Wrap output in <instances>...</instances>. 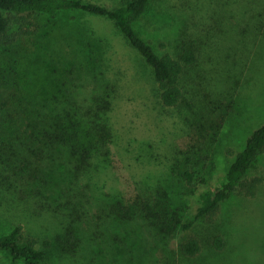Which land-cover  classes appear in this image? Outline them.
Listing matches in <instances>:
<instances>
[{"label":"trees","instance_id":"trees-1","mask_svg":"<svg viewBox=\"0 0 264 264\" xmlns=\"http://www.w3.org/2000/svg\"><path fill=\"white\" fill-rule=\"evenodd\" d=\"M155 2L115 0L108 6L92 0H0V168L9 172L0 179V201L4 212L33 201L50 206L53 213L59 209L54 205L65 207L63 226L45 238L43 248L24 232L22 223L0 221V251L9 264H49L52 247L74 255L80 247L95 252L96 264L114 261L112 249L119 264H148L157 259L154 247L162 252V264H196L194 258L204 255L205 248L194 231L198 224L215 222L235 194L257 195L262 178L250 172L264 153V123L236 152L219 183L210 187L198 145L215 127L207 110L185 114L186 131L192 127L197 141L167 157L165 170L143 180L147 190L132 201L117 189L105 190L112 163L110 143L116 136L110 112L122 88V64L114 72L119 46L141 68L136 77L152 73L163 106L192 110L203 101L205 82L200 77L196 83L189 71L199 62L197 42L182 39L177 50L160 51L137 28ZM240 2L251 8L252 0ZM88 15L107 18L112 32L99 28ZM126 66L130 70L128 60ZM74 72L89 76L99 91L88 109L78 103L70 86ZM190 80L195 85L188 96ZM215 105L219 109L221 102ZM188 196L196 199L194 212ZM91 198L100 206L94 226L83 221ZM210 237L209 247L225 252L224 234ZM85 241L89 247L82 246Z\"/></svg>","mask_w":264,"mask_h":264},{"label":"rangeland","instance_id":"rangeland-1","mask_svg":"<svg viewBox=\"0 0 264 264\" xmlns=\"http://www.w3.org/2000/svg\"><path fill=\"white\" fill-rule=\"evenodd\" d=\"M92 1L108 6L115 4V0ZM242 2L156 0L152 10L137 23L142 35L160 51L177 50L178 42L182 39L197 42L199 62L189 71L197 78L196 83L203 78L205 92L200 93L203 101L192 110L187 106L183 109L159 103L151 71L150 75L141 73L136 77L141 68L135 67L127 59L126 52L129 54V51L124 49L123 54L124 47L119 46L120 62L117 58L114 72L122 64L119 79L122 88L110 112L116 136L110 143L112 163L106 174V191L117 189L126 201H132L136 194L147 190L142 182L165 170L171 155L174 157L197 141L192 138L195 133L192 127L186 131V113L191 115L194 110H200V114H204L207 110L215 126L210 130L211 136L200 139L198 144L202 147L200 157L207 167L210 187L219 183L236 152L245 147L248 137L264 123V0H252L251 8ZM86 17L99 28L112 32L113 24L107 18ZM162 43H165L164 46ZM127 60L131 65L130 70L126 68ZM69 83L78 103L86 109L90 108L99 94L95 82L86 74L74 72L69 76ZM194 83L190 80L186 84L188 96ZM217 100L221 102L219 109L215 105ZM142 142L146 144L144 147ZM146 154H151V158H146ZM8 174L7 170L0 168V179ZM250 176L262 178L255 197L231 196L223 204L215 222H202L194 230L202 238L204 255L208 256L194 258L196 264H264V153L253 165ZM199 188L201 191L202 187ZM1 198L3 195H0ZM188 199L191 212H194L196 199L192 196H188ZM60 202L66 203V198ZM44 206L46 204L33 201L25 208L4 212L0 201V221L9 219L10 222L22 223L24 232L38 239V247L43 248L45 238L59 233L65 214V207L54 205L59 209L53 213L50 206L48 209ZM98 208L97 200L91 198L83 215L84 223L89 221L92 226L95 225ZM215 232L224 234L228 240L225 252L209 247L210 235ZM89 245V241L82 243L83 247ZM175 245L176 242L173 243ZM152 251L157 259L151 258L148 264H162V252L154 247ZM95 254L81 247L76 255L67 251L60 253V250L52 247L49 264H96ZM111 254L115 260L108 264H119L115 249ZM0 264H9L7 255L2 251Z\"/></svg>","mask_w":264,"mask_h":264}]
</instances>
